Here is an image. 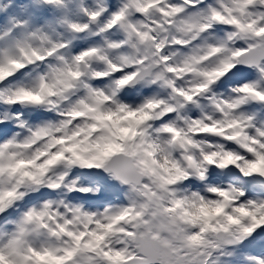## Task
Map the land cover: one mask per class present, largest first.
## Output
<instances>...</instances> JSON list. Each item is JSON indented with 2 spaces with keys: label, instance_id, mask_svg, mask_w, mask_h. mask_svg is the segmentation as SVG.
Returning <instances> with one entry per match:
<instances>
[{
  "label": "snow or ice",
  "instance_id": "6c2138e0",
  "mask_svg": "<svg viewBox=\"0 0 264 264\" xmlns=\"http://www.w3.org/2000/svg\"><path fill=\"white\" fill-rule=\"evenodd\" d=\"M0 264H264V0H0Z\"/></svg>",
  "mask_w": 264,
  "mask_h": 264
}]
</instances>
